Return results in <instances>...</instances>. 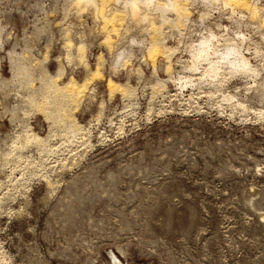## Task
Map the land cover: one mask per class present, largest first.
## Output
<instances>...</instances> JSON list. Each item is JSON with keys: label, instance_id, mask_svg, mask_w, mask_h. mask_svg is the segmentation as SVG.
I'll return each instance as SVG.
<instances>
[{"label": "rangeland", "instance_id": "374dc122", "mask_svg": "<svg viewBox=\"0 0 264 264\" xmlns=\"http://www.w3.org/2000/svg\"><path fill=\"white\" fill-rule=\"evenodd\" d=\"M76 4L0 0V264H264L263 19L199 0L190 21L157 32L156 13L108 20ZM210 30L220 46L241 31L259 74L218 83L183 69ZM152 37L178 47L169 69ZM117 47L132 56L114 68ZM60 68L49 81L85 92L56 121L43 95Z\"/></svg>", "mask_w": 264, "mask_h": 264}, {"label": "bare ground", "instance_id": "6f19581e", "mask_svg": "<svg viewBox=\"0 0 264 264\" xmlns=\"http://www.w3.org/2000/svg\"><path fill=\"white\" fill-rule=\"evenodd\" d=\"M76 1L78 3L76 5H79L81 7L82 6L84 7L94 6L95 10L97 9L98 13L100 12L101 15L105 19H108V20H111L109 18H114V15L116 14L115 11L128 10L127 18H130L132 20L138 18L141 21H149L150 19H152L153 14L156 13L158 15L157 17L160 18V27L159 26L156 27V30L157 32L159 31L161 32L162 27L169 21H172L175 25L178 24L179 20L182 21L183 23L190 21L191 8L195 4H197L199 0H115L117 3L123 4L124 10H121L119 8H116L114 10L111 8L107 9V3H106L107 0H76ZM212 1H215V2L223 1L225 5H230L231 2L233 1L234 3L241 5L243 8L247 9L250 13L259 15V17L263 19V21L262 20L261 21L264 22V7L259 6L258 0H203V5L207 6V3L212 2ZM172 13L176 17L171 18L170 14ZM210 15H211L210 10H206L201 14V18L209 17ZM138 19L137 21H139ZM138 23H141V22H138ZM152 24H156V22L153 21L151 25ZM112 26H113L112 30H115L116 26L115 25H112ZM217 36L218 35H216L215 32L210 30L209 34L200 38V40L197 43L190 44V47L188 48V52L192 56V63L183 65L184 67L183 69H189L197 73L201 72L202 77L206 79H211V81L218 82V83L221 82L225 78L226 72L233 73V74L240 73L242 75L250 74V73L255 74V75L259 74V70L256 69V67L252 65V63L249 61L247 56L242 51L244 40L242 39L243 33L241 31L236 32L235 35L232 37L230 36L225 37L223 40H225L226 43L222 44V46H220L221 39H219V37ZM111 38L112 37H110V35H107L108 41ZM84 46L82 43V45H80L78 49L76 48L77 51H79V54H78L79 57L77 58H80L82 61H84L85 66H89V62L87 61L88 59L87 55L85 56L86 49L84 50L83 48ZM161 46H164V54H165L164 56H165L166 62L169 63L168 64V69H169L170 65H172L171 62H172L173 55L178 50V47H172L171 45L170 46L167 45L164 38L161 39L160 37H157V38L152 37L150 44L147 47V51L150 53L151 52L154 53L153 51H161L162 50ZM113 53L115 57L114 68H116L117 65H119L120 60L122 64L124 65L126 61H129L131 59L130 57L132 56L131 50L123 48V47H117L115 49V52ZM204 63H206V65L202 67V64ZM102 64H103L102 56L98 55L97 67L95 70L89 69V72L86 75L85 81L89 79L90 74H91L90 72L94 74H97V73L100 74L99 73L101 71L100 66ZM155 69L156 67H154V70ZM21 70L25 71L26 69L20 68L19 72L17 71V73H22ZM63 74H64L63 68L59 69L56 77L48 75L47 71L45 72V76L48 77L47 81H49V78L50 80L51 79L56 80V78L63 76ZM55 80L49 81L48 83H46L47 90H46V93L43 95V97L45 98L46 109L50 108V106H52L53 108V109L51 108L52 111L48 113L47 118L53 117L56 121H58V118L62 117L61 111L70 102V99H69L70 96L73 98H77L85 92L84 91L85 83L83 82L78 83L77 80L74 81L72 78H70V81L65 86L61 87V85L59 86L58 83L55 82ZM109 83L113 85L112 87H114L115 84L118 85V87L116 88L125 87L126 90L124 91V93H122L124 96H131L132 94H134V90H132L133 86L129 83H126V84L118 83L112 77H110ZM72 84L74 87L70 89V91H68L69 86H71ZM164 85L165 83L160 80V82L157 81V84L154 85V87H162ZM111 92H114V90H111ZM232 96L231 97L227 96L228 98L226 97L224 99L231 100L232 98H234V96L233 97ZM36 98L35 97L34 99L32 98L34 100L33 102L35 103V105H39L41 103V99L38 97ZM239 104L242 105L241 103ZM54 111L56 112V114Z\"/></svg>", "mask_w": 264, "mask_h": 264}]
</instances>
